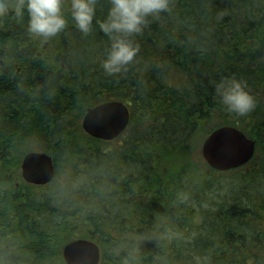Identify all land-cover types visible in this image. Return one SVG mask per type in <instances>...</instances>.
Instances as JSON below:
<instances>
[{
  "label": "trees",
  "instance_id": "1",
  "mask_svg": "<svg viewBox=\"0 0 264 264\" xmlns=\"http://www.w3.org/2000/svg\"><path fill=\"white\" fill-rule=\"evenodd\" d=\"M107 8L99 0L100 19ZM65 14V29L43 39L26 12L0 13V264H65L62 248L79 239L98 244L100 264H264V0H172L111 75L109 36ZM232 77L256 97L245 115L216 98L215 83ZM112 100L129 109L126 130L89 136L86 108ZM221 126L256 142L226 172L200 156ZM29 152L52 156L50 183L17 172Z\"/></svg>",
  "mask_w": 264,
  "mask_h": 264
},
{
  "label": "clouds",
  "instance_id": "2",
  "mask_svg": "<svg viewBox=\"0 0 264 264\" xmlns=\"http://www.w3.org/2000/svg\"><path fill=\"white\" fill-rule=\"evenodd\" d=\"M99 0H0V13L22 18L28 15V29L37 37L48 39L65 29L69 9L75 26L83 33L93 31L95 24L110 38V47L102 60L107 74L127 70L139 51L133 37L141 33L149 18L171 11L172 0H108L107 14L97 16ZM216 98L227 111L245 115L257 104L246 81L224 78L215 83Z\"/></svg>",
  "mask_w": 264,
  "mask_h": 264
},
{
  "label": "water",
  "instance_id": "3",
  "mask_svg": "<svg viewBox=\"0 0 264 264\" xmlns=\"http://www.w3.org/2000/svg\"><path fill=\"white\" fill-rule=\"evenodd\" d=\"M130 120L128 107L121 101H105L86 108L81 127L89 136L111 141L119 137ZM255 153V140L234 126H221L208 134L202 142L201 154L212 169L225 172L248 163ZM23 180L33 185L52 181L55 169L45 152H29L21 162ZM66 264H99L100 252L96 244L79 239L62 248Z\"/></svg>",
  "mask_w": 264,
  "mask_h": 264
},
{
  "label": "rangeland",
  "instance_id": "4",
  "mask_svg": "<svg viewBox=\"0 0 264 264\" xmlns=\"http://www.w3.org/2000/svg\"><path fill=\"white\" fill-rule=\"evenodd\" d=\"M201 156V155H200ZM201 158H202V156H201ZM202 160L204 161V159L202 158ZM179 159H177V160H174L173 162H172V164H171V166H176L177 164H179ZM204 163H205V161H204ZM206 164V163H205ZM18 173L20 172V170L19 171H17Z\"/></svg>",
  "mask_w": 264,
  "mask_h": 264
},
{
  "label": "bare ground",
  "instance_id": "5",
  "mask_svg": "<svg viewBox=\"0 0 264 264\" xmlns=\"http://www.w3.org/2000/svg\"><path fill=\"white\" fill-rule=\"evenodd\" d=\"M50 158H51V162H52V165H53V168L55 169V166H54V162H53V158L50 154H48L47 152H45ZM93 242V241H92ZM94 244L98 245L96 242H93Z\"/></svg>",
  "mask_w": 264,
  "mask_h": 264
},
{
  "label": "flooded vegetation",
  "instance_id": "6",
  "mask_svg": "<svg viewBox=\"0 0 264 264\" xmlns=\"http://www.w3.org/2000/svg\"><path fill=\"white\" fill-rule=\"evenodd\" d=\"M32 34V33H31ZM48 40H45L44 43H47Z\"/></svg>",
  "mask_w": 264,
  "mask_h": 264
},
{
  "label": "crops",
  "instance_id": "7",
  "mask_svg": "<svg viewBox=\"0 0 264 264\" xmlns=\"http://www.w3.org/2000/svg\"><path fill=\"white\" fill-rule=\"evenodd\" d=\"M82 121V120H81ZM81 121H80V124H81Z\"/></svg>",
  "mask_w": 264,
  "mask_h": 264
}]
</instances>
